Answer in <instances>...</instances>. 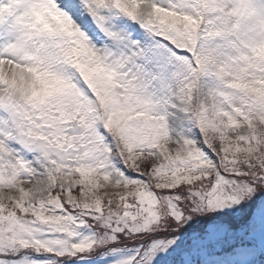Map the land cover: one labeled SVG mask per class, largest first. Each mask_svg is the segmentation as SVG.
<instances>
[{
  "label": "snow or ice",
  "instance_id": "1",
  "mask_svg": "<svg viewBox=\"0 0 264 264\" xmlns=\"http://www.w3.org/2000/svg\"><path fill=\"white\" fill-rule=\"evenodd\" d=\"M0 264H264V0H0Z\"/></svg>",
  "mask_w": 264,
  "mask_h": 264
}]
</instances>
